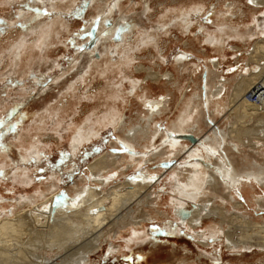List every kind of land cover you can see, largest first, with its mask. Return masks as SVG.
Wrapping results in <instances>:
<instances>
[{"label":"rangeland","instance_id":"1","mask_svg":"<svg viewBox=\"0 0 264 264\" xmlns=\"http://www.w3.org/2000/svg\"><path fill=\"white\" fill-rule=\"evenodd\" d=\"M230 1L203 0L204 7L191 12V28L201 23L214 34L226 17L218 10L228 9ZM198 2L201 0H0V211L3 205L12 212L13 206L22 203L27 195L39 187L43 189L48 183L44 179L53 171L60 177L57 202L70 197L76 182L78 186L93 184L107 190L132 175L147 173L155 175L149 202L157 199L155 204L148 202L142 211H150L153 218H145L143 227L131 224L114 239L117 233H111L108 239L123 245L122 250L107 255L105 243L104 250L94 254L93 262L249 264L264 260V248L230 249L224 246L222 234L199 241V234L206 231L210 220L219 219L212 217L190 228L187 218L182 221L172 203L174 171L187 161L184 155L194 144L187 138L188 146L179 155L163 153L168 148L162 133L179 113L183 105L177 107L179 100L184 93L190 96L195 92L196 84L197 93L204 95L208 66L220 74L216 79H223L236 70L231 63L243 66L246 61L254 64L256 57L264 60L260 53L250 58V52H254L252 41L228 39L224 51H219L213 43L200 41L197 30L177 27L178 10ZM248 4V0L238 3L245 9ZM240 19L238 16L235 20ZM231 44L241 47L234 50ZM181 53L187 55L185 67H179L174 60ZM230 89H226L227 93H231ZM145 91H150L152 97L172 91V99L162 114L155 115L148 128L150 137L128 145L122 137L147 125ZM227 93L223 96L227 97ZM229 109L215 119L207 110L202 119L206 123L204 130L210 132L219 125L229 129L234 119L226 118ZM107 116L116 117L117 122H107ZM98 121H105L104 125L100 127ZM250 122L256 125V120ZM88 128H99L100 133L73 154L74 139L91 130ZM244 142L247 144L246 139ZM253 146L256 145L250 142L245 149L254 153ZM25 152L31 153L26 162L22 159ZM104 152L118 159L111 171L94 175L88 164ZM22 171L29 173L30 184L19 179ZM115 173L108 184L95 182ZM246 187L232 192L244 202L245 211L239 212L264 218V208L255 203L260 188L254 193ZM191 204L189 201L186 206ZM136 227L146 231L143 240H125ZM126 241L131 248H124ZM158 252L162 258L155 256Z\"/></svg>","mask_w":264,"mask_h":264},{"label":"bare ground","instance_id":"2","mask_svg":"<svg viewBox=\"0 0 264 264\" xmlns=\"http://www.w3.org/2000/svg\"><path fill=\"white\" fill-rule=\"evenodd\" d=\"M242 1L231 0L228 9L219 8L218 11L223 12L226 17L214 34L201 23L200 27L191 28V12L202 9L206 4L203 0L178 10L177 27L190 31L197 30L201 36L199 34L196 36L200 41L213 43L219 51H224V45L229 44L228 39L236 38L244 43L252 41L254 52H250V58L253 59L260 53L259 55L262 54L264 59V0H251V2L248 0V9L238 5ZM213 6L217 7L215 3ZM228 15L230 19L227 18ZM238 16L241 18L239 21L235 20ZM242 25L244 29H241ZM227 28L230 31L225 30ZM230 47L235 50L241 46L231 44ZM186 58L187 55L181 53L174 60L179 67H185ZM256 58L254 64L252 61H246L243 66L231 63L230 65L236 67V70L229 78L225 76L223 79H216L220 74L208 66L204 95L197 93L198 84L195 86V92L190 96L183 92V97L177 106L183 104L179 113L162 133L165 147L168 148L163 153L173 156L179 155L182 149L188 146L185 139L194 136V144L189 146L187 155H184L187 161L174 171L172 203L176 204L174 207L178 209L179 217L182 221L187 218L186 222L190 228L203 225L212 217L218 218V221L210 220L212 223L206 227V231L199 234L198 240L202 241L205 240L204 237L210 235L217 237L222 234L224 246L230 249L241 247L248 249L253 246L264 248V218L258 219L245 212H239L241 209L245 211L244 202L237 200L232 194L233 190L243 186H247V190L249 187L252 188L256 193L258 192L256 188L259 187L260 194L255 196V203L258 207L264 208V64H261L264 60H261L262 57ZM165 75L171 77L169 73ZM191 79L194 80L192 76ZM173 84L178 86L177 81H173ZM229 87H232L231 93L226 91ZM247 90H249L247 95L252 94L257 98L256 101L251 100L247 95L245 97ZM171 92L152 97L150 91H145L143 96L147 106L145 111L147 125L133 129L132 134L122 137L124 142L132 145L133 142H140L141 138L150 137L148 128L155 115H160L166 110L172 99ZM224 93H227V97L223 96ZM227 107L230 108L228 110L230 113L226 118H234L230 121L231 127L228 129L219 125L212 131L206 132L204 130L206 123L204 121L202 123L206 111L208 110L212 119H215L225 112ZM105 119L113 124L117 122L116 117L107 116ZM251 120H256V125L252 126V122L249 124ZM104 122L98 121L100 127ZM99 133V128H95L76 137L72 143L73 154L80 145L90 141ZM118 133L121 134L119 131ZM245 139L247 144L244 142ZM250 142L256 145L253 146L256 150L254 153L245 149ZM30 154L25 152L22 154V159L26 162ZM117 159L118 156L114 157L104 152L96 156L88 167L92 174L98 175L106 169L111 171ZM116 174L108 176L103 174L104 179L97 178L95 182L108 184L111 177ZM47 178L44 180L48 183H44L46 186L43 189L39 187L33 194L27 195L22 203L13 206L12 212L1 205L3 210L0 211V264H90L91 262L99 264L93 262V256L104 250L105 243L107 255L122 250L123 245L115 244L108 239L111 233H117L113 235L114 239L118 232L128 230L131 224L143 227L145 218H153L150 211L145 212L142 209L149 202L155 175L147 173L132 175L128 180L114 184L107 190L93 184L78 186L76 182L70 197L59 202L56 198L59 174L53 171ZM19 179L25 184L32 182L29 173L25 171L19 173ZM83 180L84 178L80 182L82 183ZM156 199L149 204H155ZM189 201H192V206L188 207L186 205ZM230 207L239 213L231 211ZM140 217L142 219L138 220ZM227 225L228 228L225 229ZM144 231L138 227L132 228L129 237L125 240L129 242L143 240L147 234ZM131 246L132 244L127 242L124 248ZM155 256L162 258L159 252ZM252 263L263 264L264 260L260 259ZM181 264L199 263L182 261Z\"/></svg>","mask_w":264,"mask_h":264},{"label":"built area","instance_id":"3","mask_svg":"<svg viewBox=\"0 0 264 264\" xmlns=\"http://www.w3.org/2000/svg\"><path fill=\"white\" fill-rule=\"evenodd\" d=\"M247 96H248L251 100H255V101L257 100V98H256L255 96H253L252 94H250V93H249Z\"/></svg>","mask_w":264,"mask_h":264},{"label":"water","instance_id":"4","mask_svg":"<svg viewBox=\"0 0 264 264\" xmlns=\"http://www.w3.org/2000/svg\"><path fill=\"white\" fill-rule=\"evenodd\" d=\"M189 140L194 143V136H191V139Z\"/></svg>","mask_w":264,"mask_h":264},{"label":"snow or ice","instance_id":"5","mask_svg":"<svg viewBox=\"0 0 264 264\" xmlns=\"http://www.w3.org/2000/svg\"><path fill=\"white\" fill-rule=\"evenodd\" d=\"M249 2H251V0H249Z\"/></svg>","mask_w":264,"mask_h":264}]
</instances>
